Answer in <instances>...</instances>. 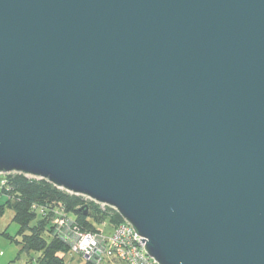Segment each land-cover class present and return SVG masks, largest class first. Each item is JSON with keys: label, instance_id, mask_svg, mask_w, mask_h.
Returning a JSON list of instances; mask_svg holds the SVG:
<instances>
[{"label": "water", "instance_id": "obj_1", "mask_svg": "<svg viewBox=\"0 0 264 264\" xmlns=\"http://www.w3.org/2000/svg\"><path fill=\"white\" fill-rule=\"evenodd\" d=\"M11 172L114 207L159 264H264V0H0Z\"/></svg>", "mask_w": 264, "mask_h": 264}, {"label": "trees", "instance_id": "obj_2", "mask_svg": "<svg viewBox=\"0 0 264 264\" xmlns=\"http://www.w3.org/2000/svg\"><path fill=\"white\" fill-rule=\"evenodd\" d=\"M5 179V186H0V196L5 197V205L11 206L14 211L13 220L18 225L21 239L19 254L30 250L39 251L40 256L35 264H64L59 253H69L68 246L62 242L53 231V224L49 215H42L32 208V204L46 206L48 210L54 203L61 202L65 205L68 215L84 231H95L103 222L118 224L123 219L111 208L113 215H108L105 210H100L93 202H85L83 197L68 194L45 179L28 178L24 174L9 173ZM87 205V211L80 210ZM4 205H0V213ZM45 234L50 238L47 239ZM19 257V255H18ZM118 262V261H116ZM84 264H95L84 261Z\"/></svg>", "mask_w": 264, "mask_h": 264}, {"label": "built area", "instance_id": "obj_3", "mask_svg": "<svg viewBox=\"0 0 264 264\" xmlns=\"http://www.w3.org/2000/svg\"><path fill=\"white\" fill-rule=\"evenodd\" d=\"M6 174L9 173H0L3 177ZM25 176L40 179L29 175ZM5 182L6 180L3 178L0 181V186H5ZM61 190L73 194L64 189ZM77 196L83 197L85 202H93L100 210L109 207L116 211L114 207L97 202L88 196ZM51 207L48 210L46 206L32 204V208L40 214L51 217L54 234L68 246L70 255H77L84 261H91L95 264H109L114 261L125 264H159L147 254L144 243L140 240L141 236L136 233L128 221L123 219L115 225L103 222L95 231H84L68 215L63 203H54ZM108 227L112 229L110 233L105 232Z\"/></svg>", "mask_w": 264, "mask_h": 264}, {"label": "rangeland", "instance_id": "obj_4", "mask_svg": "<svg viewBox=\"0 0 264 264\" xmlns=\"http://www.w3.org/2000/svg\"><path fill=\"white\" fill-rule=\"evenodd\" d=\"M0 205H4L3 211L0 213V259L2 258L5 261L4 264H35L40 252L30 250L19 254L21 245L17 241L21 239V235L18 232L17 223L13 220V208L5 205L4 196H0ZM105 211L108 215L114 214L110 209ZM111 231L112 229L109 227L105 230L106 233ZM45 236L50 239L46 234ZM59 254L62 256L64 264H84V260L77 255H70L67 252ZM117 263L125 264L123 262Z\"/></svg>", "mask_w": 264, "mask_h": 264}, {"label": "crops", "instance_id": "obj_5", "mask_svg": "<svg viewBox=\"0 0 264 264\" xmlns=\"http://www.w3.org/2000/svg\"><path fill=\"white\" fill-rule=\"evenodd\" d=\"M0 254H1V252H0ZM4 260L1 258L0 259V264H4ZM112 264H120V263H117L116 261H114V262H111ZM110 264V263H109Z\"/></svg>", "mask_w": 264, "mask_h": 264}]
</instances>
